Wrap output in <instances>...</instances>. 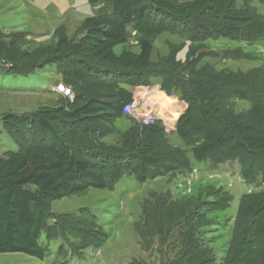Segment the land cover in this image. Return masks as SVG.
Segmentation results:
<instances>
[{
    "label": "rangeland",
    "instance_id": "1",
    "mask_svg": "<svg viewBox=\"0 0 264 264\" xmlns=\"http://www.w3.org/2000/svg\"><path fill=\"white\" fill-rule=\"evenodd\" d=\"M169 1L183 5L194 0ZM100 8L86 0H0V65H27L22 71L25 78L0 77V155L16 150L20 141L17 129L2 123L4 115L55 107L65 97L76 98L78 106L112 93L100 78L82 81L79 71L72 69L68 85L74 95L59 94V71L65 69L51 63L42 67L36 52L39 48L44 58H51L55 38L67 32L78 38L80 22ZM232 9L251 10L253 20L230 38H220L216 22L208 18L200 20L194 40L173 33L149 38L152 68L137 75L126 71L122 79L135 92L148 87L145 99L135 106L137 112L128 110L122 120L89 125L90 145L112 156L106 160V169L109 163L112 168L110 187L91 188L51 203L57 218L50 217L47 223L58 237H41L47 250L43 261L7 253L0 254V264H235L232 239L235 223H242L237 217L240 202L243 195L264 194V164H257L245 180L249 158L232 154L228 147L196 161L192 143L200 136L193 133L183 141L174 133L177 113L170 109L175 102L184 112L188 100H195L191 78L215 85L222 118L243 119L254 106L250 98L264 101V0H234ZM170 23L173 29H183ZM140 39L129 29L131 49ZM125 47L118 45L114 52ZM32 65L34 70L26 76ZM143 124H155L162 133L142 134ZM141 143L152 148L150 161L142 162L147 168L145 182L135 178L140 161L129 154L131 146ZM101 166L98 162L95 167ZM83 231L87 233L82 241ZM245 232L249 236L251 228L243 222L238 233ZM84 241L90 245L84 247Z\"/></svg>",
    "mask_w": 264,
    "mask_h": 264
},
{
    "label": "trees",
    "instance_id": "2",
    "mask_svg": "<svg viewBox=\"0 0 264 264\" xmlns=\"http://www.w3.org/2000/svg\"><path fill=\"white\" fill-rule=\"evenodd\" d=\"M86 1L101 8L84 19L81 36L69 39L61 35L50 48L51 58H44L39 48L37 58L42 67L51 63L65 69L59 71L61 80L57 82L69 87L72 96L74 89L68 85L72 69L79 71L82 81L100 78L112 93L105 98L92 97L78 106L76 98L65 97L55 107L42 106L27 115L6 114L1 118L3 124L17 129L20 141L16 150L0 155V254L19 253L43 261L47 250L41 237H58L53 225L47 223L48 218H57L50 210L51 203L91 188L110 187L112 168L109 163V170L106 169V160L112 156L90 145L89 125L124 118V109L132 104L133 96L121 87L128 85L122 79L126 71L137 75L152 68L149 38L173 33L194 40L200 20L208 18L216 22L217 35L227 39L253 20L251 10L232 9L234 0H194L183 5L169 0ZM171 21L183 29H173ZM129 29L141 36L137 42L139 53L125 51L116 56L113 49L129 41ZM10 64L11 68L0 65V77L25 78L22 71L27 65ZM32 70L34 65L26 76ZM189 85L196 98L188 100L174 133L183 141L190 140L193 133L200 136L192 143L193 158L198 162L223 147H228L232 154L247 156L249 162L242 175L247 180L257 164H264V101L250 98L254 106L243 119L222 118L218 114L220 97L215 85L203 78H191ZM239 99L248 100L245 95H239ZM140 127L142 134L162 133L155 124ZM151 152L152 148L143 143L129 148L131 159L140 161L134 171L140 182L147 180V168L142 162L150 161ZM98 162L102 163L100 168L95 167ZM237 217L242 223H235L232 239L236 245L235 264H264V194L243 195ZM243 222L251 228L249 236L246 232L238 233ZM86 233L83 231L82 241ZM89 245L84 241V247Z\"/></svg>",
    "mask_w": 264,
    "mask_h": 264
},
{
    "label": "crops",
    "instance_id": "3",
    "mask_svg": "<svg viewBox=\"0 0 264 264\" xmlns=\"http://www.w3.org/2000/svg\"><path fill=\"white\" fill-rule=\"evenodd\" d=\"M81 24L83 23V21H81L80 22ZM134 33V32H133ZM81 34H82V32H79V34L78 35H80L81 36ZM65 35H67L68 37H69V39H72L75 35L73 34V36H71L68 32H67V34H65ZM80 36H78V37H80ZM74 39V38H73ZM77 39V38H76ZM57 41V39L55 38V41H54V43ZM123 45H125L126 47H125V49H123V51L121 52V53H119V54H116L115 52H114V49H113V52H114V54L116 55V56H120L123 52H125V51H131V52H133V53H136V54H138L139 53V48L137 47V43L135 44V46H133V47H136V49H131V47H130V45H129V43L127 42L126 44H123ZM150 64H152V61L150 60ZM121 87H123V88H126L129 92H131L132 93V96H133V102H132V107H135V106H137L138 107V104L140 103V102H142L141 100L143 99H145V97L143 96L144 95V93H145V91L148 89V87H144V86H142L143 88H140V89H138L136 92L134 91L136 88H132L131 86H128V85H122ZM155 94V93H154ZM172 100H174V99H172ZM139 102V103H138ZM185 108V107H184ZM184 108H182V109H184ZM187 108V107H186ZM170 109L171 110H173V111H175L176 113H177V118H176V120L174 121V123H175V125H176V121L178 120V118H179V116H180V114H181V112L183 111V110H181V111H179L180 109H181V107L179 106V104H176L175 102H173L172 104H171V106H170ZM147 110V109H146ZM145 110V111H146ZM154 110H156V106L154 105L153 106V110L152 111H154ZM183 113V112H182ZM175 125H174V129H175Z\"/></svg>",
    "mask_w": 264,
    "mask_h": 264
},
{
    "label": "built area",
    "instance_id": "4",
    "mask_svg": "<svg viewBox=\"0 0 264 264\" xmlns=\"http://www.w3.org/2000/svg\"><path fill=\"white\" fill-rule=\"evenodd\" d=\"M56 92H58L59 94L64 95V96H70L71 93H72L71 89H70L69 87H67V86H64V85H59V86L57 87V89H56ZM128 110H131V111H133V112H137V111L135 110V107H132V104L129 105L128 107H126V108L124 109V114H125ZM138 115H139V113L136 114V116H138Z\"/></svg>",
    "mask_w": 264,
    "mask_h": 264
}]
</instances>
